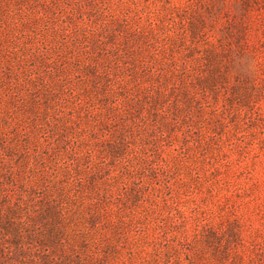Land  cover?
Wrapping results in <instances>:
<instances>
[{
    "label": "rangeland",
    "instance_id": "rangeland-1",
    "mask_svg": "<svg viewBox=\"0 0 264 264\" xmlns=\"http://www.w3.org/2000/svg\"><path fill=\"white\" fill-rule=\"evenodd\" d=\"M41 2L5 0L0 11V125L17 144L30 147L28 167L43 169L40 177L57 187L68 184L71 192L76 184L68 174L93 175L98 183L106 179L109 216H117L123 204V264H229L214 255L204 235L236 217L246 258L259 263L263 254L257 249L264 248V71L250 64L246 87L251 101L246 104L219 95L200 110L190 129L180 124L162 135L154 130L159 149L153 141L140 148L136 140L123 167L103 163L108 127L98 123L104 117L100 105L81 90L74 57L90 28H82V21L95 25L96 15L80 17L79 4L86 11L106 8L123 25L175 30L168 7L192 0H84L79 6L73 5L79 0L69 5L58 0L45 14ZM224 5L239 14L238 3ZM46 180H41L44 185Z\"/></svg>",
    "mask_w": 264,
    "mask_h": 264
},
{
    "label": "trees",
    "instance_id": "trees-1",
    "mask_svg": "<svg viewBox=\"0 0 264 264\" xmlns=\"http://www.w3.org/2000/svg\"><path fill=\"white\" fill-rule=\"evenodd\" d=\"M64 1L69 5L73 0ZM230 1L239 4V14L225 8ZM79 3L84 0L73 5ZM79 5L80 17L96 15L95 25L82 21V28H90L74 57L81 90L100 105L104 117L98 123L108 127L102 137L103 163L123 167L136 140L140 148L153 141L159 149L154 130L162 135L180 124L190 129L200 110L219 95L230 103L251 101L246 87L250 64L264 71V0L172 5L167 10L175 30L123 25L106 8L86 11ZM5 6L0 0L1 12ZM57 6L58 0H42L41 12ZM16 140L0 125V264H123V204L117 216H109L106 179L98 183L93 175L68 174L67 180L76 184L73 192L68 184L51 185L39 176L43 169L28 167L30 147ZM239 222L236 217L204 235L214 255L229 264L253 259L246 258ZM257 253L263 257L256 264H264V248Z\"/></svg>",
    "mask_w": 264,
    "mask_h": 264
}]
</instances>
